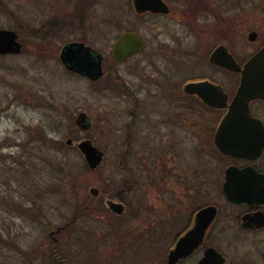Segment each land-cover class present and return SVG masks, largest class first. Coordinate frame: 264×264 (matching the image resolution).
Returning a JSON list of instances; mask_svg holds the SVG:
<instances>
[{
	"label": "flooded vegetation",
	"instance_id": "1",
	"mask_svg": "<svg viewBox=\"0 0 264 264\" xmlns=\"http://www.w3.org/2000/svg\"><path fill=\"white\" fill-rule=\"evenodd\" d=\"M143 1L152 6L139 8L138 0H0V48L4 49L0 61L23 60L28 67L39 68L42 78L53 75L58 84L84 80L92 94L106 102L101 112H78L75 127L89 137L67 141L71 147L89 141L102 151L101 164L89 166L91 172L112 160L117 176H107L108 188L99 187L96 200L120 201L127 209L125 196L138 190L158 193L163 187L185 197L187 203L195 199L196 204L173 211V224L183 225L173 235L168 255L195 227L197 214L214 207L215 217L199 246L176 264H264V147L253 158L223 153L215 136L229 109L204 100L218 102L220 86L231 103L241 85L242 73L212 62L219 46L226 47L243 69L264 44L242 59L225 42L207 49L206 37L218 36V28L201 23L218 20V5L228 1L159 0L156 6L153 0ZM60 98L41 96V105L50 107L52 100L56 114L62 116ZM109 98L118 109L110 107ZM208 112L215 116L209 130L218 156L214 170L207 168L205 160H196L186 173L176 174L174 163L189 137L206 144ZM81 113L87 117L86 130L77 124ZM250 114L264 126V99L250 102ZM193 116L197 118L192 121ZM54 141L59 152L60 141ZM208 180L212 191L206 188ZM245 191L249 197L238 199ZM207 193L213 199L200 204ZM69 227L65 224L55 231L52 238L57 245L59 235ZM54 251L60 264L68 263Z\"/></svg>",
	"mask_w": 264,
	"mask_h": 264
},
{
	"label": "rangeland",
	"instance_id": "2",
	"mask_svg": "<svg viewBox=\"0 0 264 264\" xmlns=\"http://www.w3.org/2000/svg\"><path fill=\"white\" fill-rule=\"evenodd\" d=\"M223 1L229 3L218 5V20L201 23L218 28V36L206 37L207 49L225 42L242 59L264 44V0L249 5L246 0ZM237 28L233 34L226 32ZM252 31L257 33L253 41ZM42 73L20 59L0 61V264H59L53 259L54 248L66 264H167L173 235L183 225L173 224V211L196 204L195 199L187 203L185 197L162 186L158 193L149 189L125 196L128 208L122 216L109 213L106 206L103 211L97 201L87 204L91 187L107 189L105 179L116 178L117 172L107 159L91 172L76 143L71 147L67 140L89 137L75 127V116L89 109L101 112L106 102L94 96L84 80L58 84L53 75L42 78ZM45 95L63 97L62 116L56 114L52 100L50 107L41 105ZM112 100L110 107L118 109ZM207 114L206 144L199 145L191 135L174 163L176 174L186 173L196 160H205L207 168L214 170L218 156L209 130L215 116ZM100 135L97 142L102 147ZM206 186L212 191L210 180ZM212 199L207 193L200 204ZM65 224L70 227L59 235L57 245L52 236Z\"/></svg>",
	"mask_w": 264,
	"mask_h": 264
},
{
	"label": "water",
	"instance_id": "3",
	"mask_svg": "<svg viewBox=\"0 0 264 264\" xmlns=\"http://www.w3.org/2000/svg\"><path fill=\"white\" fill-rule=\"evenodd\" d=\"M142 1L138 0L137 6L139 8L142 7L145 9L146 6H152V4L146 5L142 3ZM156 4L159 5L161 2L159 0H153V5L156 6ZM256 37L257 33L252 32L249 38L253 41ZM0 49L4 50L3 48ZM211 60L222 67L242 73L240 88L230 104L228 103V96L220 86L217 87L218 102L209 97L204 98L206 103L210 105L229 109L218 128L215 143L225 154L253 158L259 155L264 147V126L261 121L252 118L250 114V102L255 99H264V47L245 64L243 69L236 63L224 46H219L215 50ZM207 84L209 88L210 84ZM77 124L81 125L84 130L87 129V117L85 113H81L78 116ZM68 143L71 144L72 140L69 139ZM76 146L82 152L87 164L92 169L101 164L103 160L102 151L93 147L89 141L84 140L78 142ZM242 187H244L243 184ZM227 189L229 190L230 188ZM99 193L100 189L98 187H91L90 194L93 197L97 198ZM245 193L246 191L244 192L245 196L240 195L237 198H248L249 196ZM228 197L230 199L236 198L229 193ZM106 205L110 211L118 216L124 215L126 211L124 204L120 201L107 199ZM214 217V207H207L197 214L195 227L182 237L175 249L171 251L168 256V264H176L180 259L189 255L199 246Z\"/></svg>",
	"mask_w": 264,
	"mask_h": 264
},
{
	"label": "trees",
	"instance_id": "4",
	"mask_svg": "<svg viewBox=\"0 0 264 264\" xmlns=\"http://www.w3.org/2000/svg\"><path fill=\"white\" fill-rule=\"evenodd\" d=\"M99 202L98 203V205H101V206H103V211L105 210L104 209V206H105V203L102 201V200H96V198H93V197H91V195H90V199H88L87 200V204H89V205H91L93 202ZM107 207V206H106ZM90 208V207H89ZM109 210V209H108ZM109 213H110V211H109Z\"/></svg>",
	"mask_w": 264,
	"mask_h": 264
}]
</instances>
